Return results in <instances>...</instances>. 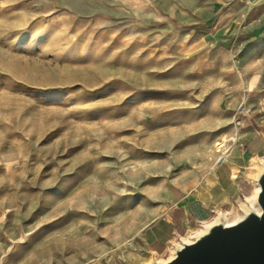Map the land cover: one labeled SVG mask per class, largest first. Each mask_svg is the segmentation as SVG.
<instances>
[{"label": "rangeland", "instance_id": "obj_1", "mask_svg": "<svg viewBox=\"0 0 264 264\" xmlns=\"http://www.w3.org/2000/svg\"><path fill=\"white\" fill-rule=\"evenodd\" d=\"M46 1L0 0V264H143L135 238L224 155L220 117L100 0Z\"/></svg>", "mask_w": 264, "mask_h": 264}, {"label": "crops", "instance_id": "obj_2", "mask_svg": "<svg viewBox=\"0 0 264 264\" xmlns=\"http://www.w3.org/2000/svg\"><path fill=\"white\" fill-rule=\"evenodd\" d=\"M98 3L106 7L108 21L134 30L133 36H124L173 54L174 65L195 80L197 99L210 101V112L220 117L213 127L218 139L227 141L213 167L176 186L166 215L135 238L144 249L143 264H148L153 255L166 256L178 237L195 232L216 214L235 215L255 192L253 166L264 158V0ZM18 264L39 262L27 258Z\"/></svg>", "mask_w": 264, "mask_h": 264}, {"label": "water", "instance_id": "obj_3", "mask_svg": "<svg viewBox=\"0 0 264 264\" xmlns=\"http://www.w3.org/2000/svg\"><path fill=\"white\" fill-rule=\"evenodd\" d=\"M254 171V204L245 200L233 224L226 222L231 215L220 212L208 225L201 224L190 242L178 237L165 259L153 255L148 264H264V158Z\"/></svg>", "mask_w": 264, "mask_h": 264}, {"label": "bare ground", "instance_id": "obj_4", "mask_svg": "<svg viewBox=\"0 0 264 264\" xmlns=\"http://www.w3.org/2000/svg\"><path fill=\"white\" fill-rule=\"evenodd\" d=\"M255 162H256V161H255ZM253 167H254V166H253ZM258 190H259V189H257V191H258ZM253 197H254V194H253V196H252L251 198L247 199L246 201L250 202L251 204H254V199H253ZM235 221H236V218H234V219H229V218L226 216V222H227V224L231 225V224H233ZM207 225H208V224H207ZM207 225H206V226H207ZM200 232H201V231L198 230L196 233L191 234L188 238H184L183 240H184L185 242H190L191 238L194 237L195 235L199 234Z\"/></svg>", "mask_w": 264, "mask_h": 264}, {"label": "built area", "instance_id": "obj_5", "mask_svg": "<svg viewBox=\"0 0 264 264\" xmlns=\"http://www.w3.org/2000/svg\"><path fill=\"white\" fill-rule=\"evenodd\" d=\"M98 261L99 260H91V261H88V262H86V263H84V264H100V263H98Z\"/></svg>", "mask_w": 264, "mask_h": 264}]
</instances>
